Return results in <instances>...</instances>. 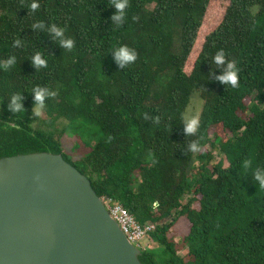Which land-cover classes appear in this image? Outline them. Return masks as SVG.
I'll list each match as a JSON object with an SVG mask.
<instances>
[{"label": "trees", "instance_id": "16d2710c", "mask_svg": "<svg viewBox=\"0 0 264 264\" xmlns=\"http://www.w3.org/2000/svg\"><path fill=\"white\" fill-rule=\"evenodd\" d=\"M31 3L0 0V61L16 57L0 70V158L63 155L100 198L155 227L147 238L158 248L142 250L143 264H264V188L252 182L264 168V0H129L123 26L111 21V0H39L35 12ZM40 23L44 31H33ZM54 24L73 49L50 36ZM121 45L139 54L122 70L110 56ZM221 49L240 70L235 88L209 76ZM37 52L48 66L36 71ZM36 88L57 93L44 117L34 115ZM194 92L203 101L200 127L186 137ZM14 95L25 97L26 110L8 111ZM82 118L101 137L73 160L63 137ZM217 128L225 139L212 138ZM193 142L199 152L188 151ZM181 222L190 229L179 243Z\"/></svg>", "mask_w": 264, "mask_h": 264}, {"label": "water", "instance_id": "95a60500", "mask_svg": "<svg viewBox=\"0 0 264 264\" xmlns=\"http://www.w3.org/2000/svg\"><path fill=\"white\" fill-rule=\"evenodd\" d=\"M141 255L63 155L0 158V264H143Z\"/></svg>", "mask_w": 264, "mask_h": 264}, {"label": "clouds", "instance_id": "9594fccd", "mask_svg": "<svg viewBox=\"0 0 264 264\" xmlns=\"http://www.w3.org/2000/svg\"><path fill=\"white\" fill-rule=\"evenodd\" d=\"M111 8L115 9V13L111 17V21L113 24H119L121 26L124 25L127 18V9L129 8V0H111ZM40 8L39 0H32L31 3V11L35 12ZM138 19V18H134ZM47 26L43 23L35 24L32 27L33 31L40 29L41 32ZM48 32L50 36L54 37L59 41V47L62 49L71 50L75 46V41L70 38L65 37V30L57 25H52ZM22 40L17 39L14 43V47H22ZM113 58V61L118 66L120 70L127 68L130 65L135 64L139 59V54L136 49L129 47L127 45H121L116 48L110 55ZM32 66L36 69V71L40 68H46L48 66V62L46 58L40 53L37 52L32 59L30 60ZM16 64V57L11 56L7 60L0 61V70H8L12 68ZM212 64L216 65V69L212 70L209 76L212 77V80H215L226 88L230 85L233 88L238 86L239 83V68L237 67V63L235 61H231L227 58L224 50H219L217 54L212 58ZM219 73V74H217ZM57 95L56 92L51 91L48 88H36L33 93L34 100V115L40 116L41 110L45 107V103L48 99L53 98ZM24 96H16L14 95L11 98L10 103L7 104L8 111L13 114L20 113L25 109L24 105ZM156 124L160 123L159 117L155 118L154 121ZM200 127V119L198 116L196 117H183V128L184 134L186 137L194 136L197 134L198 129ZM188 151L192 153H196L200 151V147L196 142L191 143L188 146ZM252 182L258 188H264V168H257L254 172Z\"/></svg>", "mask_w": 264, "mask_h": 264}, {"label": "rangeland", "instance_id": "374dc122", "mask_svg": "<svg viewBox=\"0 0 264 264\" xmlns=\"http://www.w3.org/2000/svg\"><path fill=\"white\" fill-rule=\"evenodd\" d=\"M223 4H217L213 7V14L215 13L216 16L218 14H221L224 10ZM203 108V101L200 98V95L198 92H194L191 97V102L189 107L187 108V111L185 113V117L191 118L198 116L200 118L201 112ZM41 116L44 117L43 111L41 110ZM65 135L63 137L64 142V151L65 153L73 160H80L87 156L96 143L100 140L101 132L99 127L94 121L81 119L77 122L67 124L66 126ZM219 134L220 137L226 138L224 130L222 128H217L216 130L212 131V138H214L215 134ZM208 150H211L210 147L207 148ZM216 154V161L219 160L218 154ZM186 223V225H185ZM178 229L181 231L179 238L176 239L179 243L181 242L182 234H184L186 229L189 230L190 224L188 222H181L178 225ZM182 229H181V228ZM158 245L151 240H149L147 237L140 243V250H146V249H157ZM186 251H183L180 253L182 256H184Z\"/></svg>", "mask_w": 264, "mask_h": 264}, {"label": "built area", "instance_id": "2783aa9c", "mask_svg": "<svg viewBox=\"0 0 264 264\" xmlns=\"http://www.w3.org/2000/svg\"><path fill=\"white\" fill-rule=\"evenodd\" d=\"M102 200L111 216L118 222L122 231L134 245L140 247V243L150 232L155 230L154 226L142 227L139 225L129 211L120 203L115 202L112 199ZM153 207L156 210L159 207V204L154 203Z\"/></svg>", "mask_w": 264, "mask_h": 264}]
</instances>
